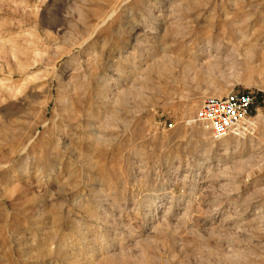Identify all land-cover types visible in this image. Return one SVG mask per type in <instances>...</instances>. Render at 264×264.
Returning <instances> with one entry per match:
<instances>
[{
  "label": "rangeland",
  "instance_id": "rangeland-1",
  "mask_svg": "<svg viewBox=\"0 0 264 264\" xmlns=\"http://www.w3.org/2000/svg\"><path fill=\"white\" fill-rule=\"evenodd\" d=\"M0 264H264V0H0Z\"/></svg>",
  "mask_w": 264,
  "mask_h": 264
},
{
  "label": "built area",
  "instance_id": "built-area-1",
  "mask_svg": "<svg viewBox=\"0 0 264 264\" xmlns=\"http://www.w3.org/2000/svg\"><path fill=\"white\" fill-rule=\"evenodd\" d=\"M197 113L198 121L211 126L216 141L230 136H249L255 131L253 120L255 96L247 92H230L223 96L203 99Z\"/></svg>",
  "mask_w": 264,
  "mask_h": 264
},
{
  "label": "bare ground",
  "instance_id": "bare-ground-1",
  "mask_svg": "<svg viewBox=\"0 0 264 264\" xmlns=\"http://www.w3.org/2000/svg\"><path fill=\"white\" fill-rule=\"evenodd\" d=\"M166 62H167V60H166ZM168 62H169V64L168 65H171V64H174L176 61L175 60H172L171 58H169L168 59ZM177 63H178V61H177ZM213 96H222V94H219V93H217V94H213ZM195 107L196 108H198V105L196 104L195 105ZM194 108V107H193ZM193 110V109H192ZM204 122V121H203ZM205 123V126H207V127H211L208 123H206V122H204ZM228 139L229 138H233V136H230V137H227ZM225 139V138H224Z\"/></svg>",
  "mask_w": 264,
  "mask_h": 264
}]
</instances>
